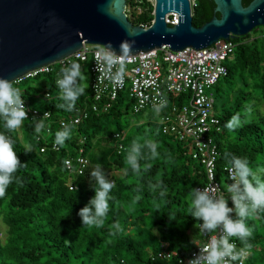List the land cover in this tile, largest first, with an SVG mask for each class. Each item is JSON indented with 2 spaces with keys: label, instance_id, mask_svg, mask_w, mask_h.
<instances>
[{
  "label": "trees",
  "instance_id": "1",
  "mask_svg": "<svg viewBox=\"0 0 264 264\" xmlns=\"http://www.w3.org/2000/svg\"><path fill=\"white\" fill-rule=\"evenodd\" d=\"M251 1L243 3L246 6ZM153 10L151 0H127V14L133 25L151 24ZM213 15L211 0H197L195 26H202ZM251 33L234 37L237 47L228 59V74L213 87L215 110L223 127L215 134L219 152L217 174L226 184L229 180L224 173L228 165L225 158L231 154L247 158L254 170L264 167V45L259 34ZM74 62L79 64L83 77L88 76L89 87L71 107L72 102L61 100L58 95L56 81L63 76L58 65L49 73L18 82L44 79V94L48 91L52 95L44 101L35 96L37 93L13 84L26 99L39 100V107L51 111L49 119L25 122L31 142H37L35 126L42 123V127L51 128V142L57 131L68 132L70 138L63 146L57 150L49 146L41 152L37 142L38 150L26 152L18 129L6 130L0 118V132L12 139L21 160L13 182L0 197V264H178L179 257L188 256L202 238L195 227L200 222L191 217L188 209L191 189L206 181L204 165L192 156L187 143L164 134L160 123L147 121L132 128L133 114L139 112L130 87L110 102L107 111L91 110L79 125L62 127L61 119H69L94 102L90 60ZM82 82L78 77L77 86H82ZM170 98L181 106L189 96ZM158 112L162 116V111ZM237 114L241 126L230 131L225 125ZM134 140L140 146L139 171H133L125 162ZM148 142L157 144L155 157ZM80 148H84L91 167L84 175H70L65 159L76 156ZM96 165L102 167L115 187L109 193V211L100 218L103 225L89 227L82 224L78 213L95 195L91 171ZM162 192L166 194L161 195ZM245 222L252 230L247 239L253 251L249 264H264V233L259 231H264V210ZM163 241L178 256L160 258Z\"/></svg>",
  "mask_w": 264,
  "mask_h": 264
},
{
  "label": "built area",
  "instance_id": "2",
  "mask_svg": "<svg viewBox=\"0 0 264 264\" xmlns=\"http://www.w3.org/2000/svg\"><path fill=\"white\" fill-rule=\"evenodd\" d=\"M151 1L153 3L155 0ZM190 2L194 15L197 0H190ZM166 20L170 25L179 24L180 14L173 10L167 13ZM150 25L142 26L149 27ZM260 36L264 45V30ZM169 47V45H162L160 48L128 54L126 57L117 54L121 55L124 71L121 79L113 83L104 73L97 70V57L101 54L100 50L106 48L84 43L83 47L72 55L53 64L28 71L16 79L14 83L34 78L42 73H49L57 65L62 69L70 67L71 63L76 60H90L94 102L90 108L81 109L78 114L69 119H61V126L79 125L88 117L91 110L96 112L107 111L110 108V102L116 100L122 90L130 87L131 96L136 100V112H141L147 108L162 111L160 124L163 133L187 143L192 156L204 165L206 181L196 188L209 187L214 189L217 194L222 193L229 200V206H232L230 194L223 188L222 181L218 179L217 174L219 152L215 134L221 132L223 127L215 110L213 87L219 80L227 76V62L234 54L237 42L232 37L229 40L220 39L211 46L200 49L186 47L182 50H173ZM115 71L116 68L114 67L112 73L114 74ZM45 85L47 87V82ZM182 94H188L189 98L181 106H178V102H172L171 95L182 96ZM45 95L48 98L52 96L48 91ZM21 96L28 113L26 119L37 122L51 117L50 110L36 107L23 94ZM37 126L40 125H36L35 129ZM50 134L51 128L49 126L41 127V131L36 134V141L41 144V152H44L49 146L54 150L59 149V146L54 147L55 141H49ZM116 136H120V134L117 133ZM65 166L70 175H84L91 167V162L89 157L85 155L84 148H80L76 156L65 159ZM229 167V165L224 167V173L229 180L227 184L233 183L229 176ZM69 184L71 189L74 188L71 177ZM232 215L234 218L233 213ZM213 235L218 237L219 230L215 233L202 235L201 240L196 241L195 249L188 256L179 257L178 264H188L190 259L199 254L198 244L207 243ZM230 242L236 244L237 250L244 247V244L237 237H231ZM245 251L247 255L242 264H249L253 254L252 248L248 247ZM158 256L162 259H171L178 256V252L170 249L169 243L163 241ZM227 264H241V261H228Z\"/></svg>",
  "mask_w": 264,
  "mask_h": 264
},
{
  "label": "water",
  "instance_id": "3",
  "mask_svg": "<svg viewBox=\"0 0 264 264\" xmlns=\"http://www.w3.org/2000/svg\"><path fill=\"white\" fill-rule=\"evenodd\" d=\"M214 15L195 26L190 0H155L149 27L133 25L127 0H0V77L11 82L81 49L84 43L121 54L169 45L173 50L211 46L220 39L248 35L264 26V0H211ZM180 22L170 25L167 13ZM219 13V16L217 15Z\"/></svg>",
  "mask_w": 264,
  "mask_h": 264
},
{
  "label": "clouds",
  "instance_id": "4",
  "mask_svg": "<svg viewBox=\"0 0 264 264\" xmlns=\"http://www.w3.org/2000/svg\"><path fill=\"white\" fill-rule=\"evenodd\" d=\"M153 22V21H152ZM152 24V23H151ZM97 57V70L104 73L107 78L116 83L122 77L124 64L121 55H117L109 44L107 49H101ZM121 54L126 57L129 48L126 43L121 44ZM119 65V67H117ZM116 68L115 73L112 69ZM62 78L58 77L56 84L60 89V99L70 101L72 105L84 93V86H77L79 77L83 80L80 66L72 62L68 68H62ZM63 107V105H58ZM28 117L27 109L20 94V90L13 87V83L0 77V118H3L4 128L8 131H15L20 128L23 121ZM241 126L239 115H234L225 125L230 131ZM42 123L35 131H41ZM70 138L67 131H57L55 134L56 146H63L65 140ZM148 147L155 157L157 144L148 142ZM31 151L26 146V152ZM140 146L134 140L131 152L127 154L125 162L133 171H139L138 156ZM230 166L228 168L231 184L225 185L230 194L232 206L225 196L209 187L192 188L189 194V214L197 222L195 227L200 234L207 235L217 232L219 236H211L205 244H198L199 254L188 261V264H227L228 261H241L246 257V248L250 247L247 239L252 235V230L246 225V220L258 211L264 210V167H257L255 170L249 166L247 158L232 155L225 158ZM21 166L19 155L14 150V142L5 133L0 132V197L6 193L7 187L13 182V174ZM95 181V195L86 206L80 209L79 216L84 226H102L109 211V200L112 199L109 193L115 187L110 182L100 165H96L91 171ZM162 192L161 195H165ZM232 213H235L233 218ZM231 237H237L244 247L237 250L236 244L230 242ZM195 242V241H194Z\"/></svg>",
  "mask_w": 264,
  "mask_h": 264
},
{
  "label": "rangeland",
  "instance_id": "5",
  "mask_svg": "<svg viewBox=\"0 0 264 264\" xmlns=\"http://www.w3.org/2000/svg\"><path fill=\"white\" fill-rule=\"evenodd\" d=\"M153 4H154V1H153ZM263 30H264V27L261 26L259 29L253 31L251 34H259V35H261ZM43 81H44V79H42V78H35V79H30L27 82H23V83H14L13 82V84L15 86H17L19 89H22V90L25 89V88L28 89L34 95L37 93V96H38L37 98L40 97L41 100L44 101V99H48V96H46L44 94L45 88L41 87L44 84ZM82 86H84L85 89H88V87H89V80H88V76H86V75L84 76V79H83V82H82ZM32 101H33L32 104L34 106H36V107L41 106V102L39 100L32 99ZM34 119H36V118H34ZM147 121H152V122L156 121L157 123H160L161 122V114H160V112H158V110H153L151 108H147V109L143 110L142 112H139V114H133V123H131V126H132V128H134V127H136L137 124L144 123V122H147ZM23 122H24V124H25V122L26 123L30 122V119H25ZM24 126L25 125H22L18 129L19 137L21 138L22 142L27 147H30L31 149L38 150L39 147L37 145V142H33V143L31 142L30 136L27 133V131L24 129ZM44 135H46V134L44 133ZM225 185H226V183L222 182V186L226 190ZM256 222H257V225L259 227H261L262 223L260 222V220H257ZM3 229H4V227H3ZM262 230H263V228L259 229V231L261 233H264V231H262ZM1 235L4 236L3 233ZM257 254H258V252H255V255H257Z\"/></svg>",
  "mask_w": 264,
  "mask_h": 264
}]
</instances>
